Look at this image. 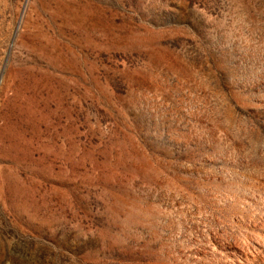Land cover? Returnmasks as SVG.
<instances>
[{"label":"rangeland","instance_id":"374dc122","mask_svg":"<svg viewBox=\"0 0 264 264\" xmlns=\"http://www.w3.org/2000/svg\"><path fill=\"white\" fill-rule=\"evenodd\" d=\"M0 264H264V0H0Z\"/></svg>","mask_w":264,"mask_h":264}]
</instances>
